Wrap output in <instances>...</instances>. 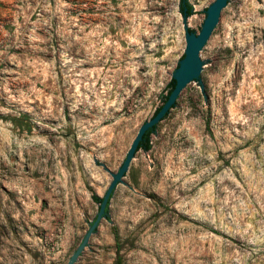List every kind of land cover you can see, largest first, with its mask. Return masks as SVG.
I'll use <instances>...</instances> for the list:
<instances>
[{
    "label": "rangeland",
    "instance_id": "374dc122",
    "mask_svg": "<svg viewBox=\"0 0 264 264\" xmlns=\"http://www.w3.org/2000/svg\"><path fill=\"white\" fill-rule=\"evenodd\" d=\"M213 0H0V264H68ZM192 86L71 264H264V0H231ZM180 95V94H179Z\"/></svg>",
    "mask_w": 264,
    "mask_h": 264
},
{
    "label": "water",
    "instance_id": "95a60500",
    "mask_svg": "<svg viewBox=\"0 0 264 264\" xmlns=\"http://www.w3.org/2000/svg\"><path fill=\"white\" fill-rule=\"evenodd\" d=\"M231 0H213L205 10V17L198 33L185 27V50L183 57L179 60L178 67L175 69L172 79L175 84L167 95L166 100L155 112V114L143 122L136 135L134 136L124 160L119 166L117 172L112 174V180L104 193L95 219L87 230L82 242L69 259L71 264L85 247L89 236L98 226L99 221L106 215L105 209L109 204L111 195L118 183L123 182V177L129 168L139 143L144 134L153 126L161 121L172 106L182 97V95L192 86L193 83H204L202 55L208 46L216 30L224 26V11ZM180 94V95H179Z\"/></svg>",
    "mask_w": 264,
    "mask_h": 264
},
{
    "label": "trees",
    "instance_id": "16d2710c",
    "mask_svg": "<svg viewBox=\"0 0 264 264\" xmlns=\"http://www.w3.org/2000/svg\"><path fill=\"white\" fill-rule=\"evenodd\" d=\"M181 9H182V12L184 15H190L191 14V7L185 2V0H182L181 2ZM206 10V9H205ZM184 55V54H183ZM182 55V57H183ZM175 82L173 79L170 80L169 82V89H168V92L166 94V96L164 97V100H166L167 98V95L170 93L171 89L173 88ZM173 107V106H172ZM160 107H158L156 109V111L159 109ZM156 125L153 126L152 128H150L148 131H146V133L144 134L143 136V139L141 140V142L139 143V146L137 148L138 149H144L145 151L149 150L150 149V134L153 132V130L155 129ZM95 199L98 201V203L100 204L101 203V200H102V197H95ZM107 210H108V205L106 206V209H105V213H107ZM112 232H113V235H114V238H115V241H116V250H117V259L115 261V264H122V259H121V256L119 254V251H120V244H119V236H118V230L116 228V226H113L112 227Z\"/></svg>",
    "mask_w": 264,
    "mask_h": 264
}]
</instances>
